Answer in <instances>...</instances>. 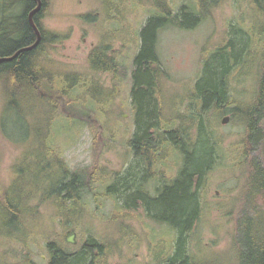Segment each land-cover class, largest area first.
<instances>
[{"label":"rangeland","instance_id":"rangeland-1","mask_svg":"<svg viewBox=\"0 0 264 264\" xmlns=\"http://www.w3.org/2000/svg\"><path fill=\"white\" fill-rule=\"evenodd\" d=\"M5 1L0 0V10ZM157 1L107 0L105 4L103 0H47L40 17L46 32L40 62L48 74L43 85L51 98L59 95L57 87H65L75 101L69 104V97L61 96L55 112L39 101L31 102L33 109H25L22 114L3 111L0 79V195L9 192L16 196L18 191L13 187L23 169L25 193L37 191L29 204L38 206L36 215H24L21 220L18 215L10 221L0 206V264H47L50 243L75 252L91 238L102 244V251H96L97 264H160L174 251L177 230L148 215L140 198H136L139 205L131 207L128 198L132 188L122 192L126 177L136 175L142 166V159L128 145L136 130L131 73L142 26L148 17L162 12ZM162 1L173 15L183 6L195 15L203 12L200 0ZM209 3L206 16L197 26L188 29L169 24L158 32L157 52L165 76L156 96L165 124L170 121L169 126L175 128L192 115L195 123L191 119L185 122L191 126L193 140L198 137L203 144L205 138L213 146V167L199 188L203 210L188 233V251L199 259L238 264L239 249L250 229L264 226L263 212H254L264 211V192L252 193L254 159L258 157L264 166V140L257 147L249 142L247 124L235 110L238 105L242 115L256 95L257 69L242 65L230 71L226 79L231 103L223 112L214 106L202 109L195 82L204 60L230 39L233 29L250 33L249 49L260 51L264 47V0ZM18 13L16 9L12 14ZM12 14L6 25L15 22ZM51 33L60 34V41L50 43ZM103 43L116 58L120 68L117 73L90 67V50ZM252 55L259 57L256 52ZM225 116L229 119L222 122ZM201 121L205 125L202 132ZM260 126L264 129V117ZM200 133L202 136H198ZM42 142L45 150L58 152L70 171L80 176L83 187L77 197L55 195L59 172L52 166L51 173L41 171L40 162L49 160L41 154ZM163 154L161 161L150 166L155 170L151 178L141 173L137 176L136 186L144 195L154 194L183 165V155L177 148L167 145ZM143 181L146 187H142ZM113 184L115 189L109 191ZM43 194L52 196L40 202ZM14 200V207L20 209V198ZM246 200H250L248 206ZM73 232L75 243L67 240Z\"/></svg>","mask_w":264,"mask_h":264},{"label":"trees","instance_id":"trees-1","mask_svg":"<svg viewBox=\"0 0 264 264\" xmlns=\"http://www.w3.org/2000/svg\"><path fill=\"white\" fill-rule=\"evenodd\" d=\"M46 2L47 0H42L41 9L33 14L35 24L41 31L39 43L31 49L20 51L10 60L0 62V79L4 93L3 111L15 110L22 114L25 109H33L32 106H29L31 102L36 103L39 101L42 106L50 105L55 112L59 108V98L61 96H68L70 99L69 104L75 101L74 98H70L71 96L68 95L67 88L57 87L59 95L51 98L53 95H46L47 86L43 85V80L46 79L48 74L40 62L44 54L43 45L46 41V32L41 26L40 17ZM103 2L106 4L107 0H103ZM157 3L164 13L148 17L146 23L142 26L140 46L133 58L131 73V96L135 109L136 130L128 140V145L142 159V166L139 167V163H141L139 162L136 175L131 176L130 174L126 177L122 192L132 188L133 190L128 198L131 207L139 205L137 199L140 198L141 204H144L143 206L148 215L157 221L169 224L177 230L175 249L160 264H220L212 258L199 259L191 254L187 248L188 233L202 213L199 186L203 177L213 167V148L205 138L203 144H200L198 137L193 140L190 131L191 126H188L185 120L191 119V122L195 123L194 116H186L187 119H183L179 126L175 128L169 126L170 121L165 124L163 122V108L156 96L161 79L165 76V70L157 52L158 32L169 24H177L188 29L197 26L202 17L206 16L205 11L208 6L207 2L200 0V7L203 10L201 15L188 12L186 6H183L177 14L173 15L165 1L158 0ZM35 5L36 0L5 1L4 8L0 10L3 13L0 19V44H4L0 46V57L13 55L18 49L35 41V31L27 19L28 11ZM15 7L19 13L13 15L12 13L16 11ZM10 14H12L13 17L11 18L15 19V22L6 25L7 17ZM230 35L231 38L224 45L218 47L214 54L204 60L201 74L195 82V91L203 107L202 109L206 110L210 106H214L220 108L223 112L225 107L230 104L227 75L231 70L238 69L242 65L255 67L257 69L256 96L252 103L243 108L241 111L243 116H240L250 129V143L257 147V143L263 135L259 124L261 118L264 117V47L256 52L259 53V57L256 59L252 55L254 51L248 47L249 41H251V35L248 31L241 28L233 29ZM60 39V34L51 33L48 41L53 43L60 41ZM244 56H246V59H244ZM249 56H252V58H249ZM88 61L90 67L94 70H111L117 73L120 69L115 56L108 52V46L104 43L95 45L90 50ZM253 63L254 65H252ZM48 82L53 85L51 81ZM238 107L237 105L235 110L240 113ZM69 117L71 116L69 115ZM199 124V130L202 132L205 125L202 121ZM201 134L198 136H202ZM167 145L173 146L181 152L184 159L182 167L175 177H169L163 181L156 188L154 194L147 193L140 196L141 192L137 194L134 191H138L140 187L134 186V188L129 180L133 182L134 178L137 179L140 173L147 178H151L155 174V170L150 166L155 165L164 158L163 153ZM41 147H44L43 151L41 150L42 156L49 159L46 164L40 162L41 171L51 173L52 168H56L59 172L57 193L55 195L60 196V193H62L63 197L66 198L77 197L78 190L83 187L80 176L76 172L70 171L65 160L58 152L45 150L47 147L43 142ZM45 151H49V153ZM256 158L254 159L256 172L253 178V189L258 194L260 191L264 192V166ZM19 171L20 178L13 187L18 191L15 194L16 196L11 195L9 192L0 195V206L7 213L9 221L14 220L18 215H20L21 220L24 215L37 214L36 207L38 206H30L29 204V198H32L31 196L35 194L37 195V191L31 189L28 193H25L23 180L26 170L20 169ZM114 185L116 184L109 186L108 190L113 191V188L115 189ZM71 192L74 193L71 194ZM260 194L262 193L260 192ZM51 196L43 194L40 202L50 199ZM14 197L17 200L20 198V209L14 207ZM53 198L56 200L55 196ZM23 200L25 207L22 208ZM31 208L34 210L33 212L27 211ZM255 212H263L264 214L263 209H257ZM49 248L51 255L47 264H97L96 251H102V244L99 245L95 238H91L75 252H67L59 244L50 243ZM239 250L238 264H264V226L250 229L244 245Z\"/></svg>","mask_w":264,"mask_h":264},{"label":"water","instance_id":"water-1","mask_svg":"<svg viewBox=\"0 0 264 264\" xmlns=\"http://www.w3.org/2000/svg\"><path fill=\"white\" fill-rule=\"evenodd\" d=\"M36 2H37L36 6L29 13V21H30V23H31V25H32V27H33V29L35 31V34H36L35 41L32 44L28 45V46H25V47H22V48L18 49L13 55L0 57V62H2L4 60H10V59L14 58L20 51H23V50H26V49H31V48L35 47L39 43V41L41 39V31H40L39 27L33 21V14L41 9L42 0H36ZM227 120H228V117H225V118L222 119V122H226ZM67 240L70 241V242L75 243V241H76L75 240V233L74 232L71 233L68 236Z\"/></svg>","mask_w":264,"mask_h":264},{"label":"bare ground","instance_id":"bare-ground-1","mask_svg":"<svg viewBox=\"0 0 264 264\" xmlns=\"http://www.w3.org/2000/svg\"><path fill=\"white\" fill-rule=\"evenodd\" d=\"M211 0H204V2H207V6L209 7V5H210V2ZM231 38V37H230ZM253 47H255L254 45H253ZM251 49L254 51V52H258L255 48H252L251 47ZM252 65H254V63L252 64ZM246 66V65H245ZM256 96V95H255ZM255 96H252V98H251V100H250V102L249 103H252L253 101H254V98H255ZM228 97H229V100H231L230 99V94L228 95ZM229 103H231V102H229ZM237 115H239L240 116V113L239 112H237ZM225 117H228V116H225ZM224 117V118H225ZM241 117V116H240ZM228 119H229V117H228ZM261 131H262V128H261ZM248 139H249V142H250V133H249V136H248ZM261 140L260 141H258V143H257V145L261 142V141H263L264 140V134L262 135V137L260 138ZM212 148H213V146H212ZM258 158V157H257ZM258 160L261 162V160L258 158ZM132 182V181H131ZM119 183H120V179H119ZM131 186H133L134 187V185H133V183L131 184ZM146 187V183H145V181H143V184H142V187ZM135 188V187H134ZM199 188H200V186H199ZM135 192H137V194H139L140 192H141V194H140V196H142V195H144L143 194V191H142V189L140 188L138 191L137 190H134ZM200 191V190H199ZM139 192V193H138ZM252 193H254V194H256V192L253 190L252 191ZM246 204H247V206L250 204V200H246ZM203 210V209H202ZM255 212V211H254ZM202 214V213H201ZM201 216V215H200ZM97 262V261H96Z\"/></svg>","mask_w":264,"mask_h":264},{"label":"flooded vegetation","instance_id":"flooded-vegetation-1","mask_svg":"<svg viewBox=\"0 0 264 264\" xmlns=\"http://www.w3.org/2000/svg\"><path fill=\"white\" fill-rule=\"evenodd\" d=\"M36 4H37V2H36ZM158 4V3H157ZM162 4H163V2H162ZM36 6V5H35ZM34 8V7H33ZM33 8H30V10L28 11V13H27V19H28V21H29V13H30V11L33 9ZM106 11H108V10H106ZM162 13H164L163 11L161 12V14ZM0 14L1 15H3V13H1L0 12ZM105 14H107V15H110V12L109 13H105ZM33 21H34V18H33ZM35 22V21H34ZM29 23H30V21H29ZM30 25H31V23H30ZM32 26V25H31ZM249 103H247V105H248ZM226 108V107H225ZM259 127H260V129H261V126H260V124H259ZM247 129H248V136H249V128H248V126H247ZM262 134H264V129L262 128ZM261 139H259V141H260ZM161 172H162V170H161ZM137 181H138V179H136V178H134V181L132 182L133 183V185H135L136 186V184H137ZM144 205V204H143ZM49 259H50V257H48V260H47V262L49 261Z\"/></svg>","mask_w":264,"mask_h":264}]
</instances>
